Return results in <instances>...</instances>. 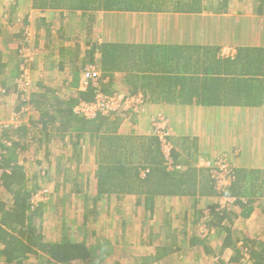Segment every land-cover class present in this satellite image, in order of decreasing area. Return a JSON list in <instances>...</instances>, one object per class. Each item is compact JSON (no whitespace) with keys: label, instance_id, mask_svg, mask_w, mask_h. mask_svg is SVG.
<instances>
[{"label":"crops","instance_id":"obj_1","mask_svg":"<svg viewBox=\"0 0 264 264\" xmlns=\"http://www.w3.org/2000/svg\"><path fill=\"white\" fill-rule=\"evenodd\" d=\"M1 2V52L5 59L10 55L16 57L14 50L20 51L26 44L31 57L26 66L33 77L30 91L39 92L43 85L53 90L51 96L60 99L70 97L79 90L81 71L74 77L70 63L65 59L75 53L82 59L95 45L125 43L135 47L134 52L140 45L162 46L159 52L169 46L171 49L163 51L173 52L170 60L162 63L160 57L151 72L142 58L140 70L129 69L145 75L142 76L143 87L137 90H131L125 72L114 70L111 73V90L141 93L145 101L143 111L128 115V120H123L119 126V132L153 135L151 121L155 116L163 115L168 120L169 137H187L195 143L196 152L192 154L194 166L206 169L211 162L226 161L235 169L264 170V0H95L89 7L70 6V0H49L42 7L34 6L33 0ZM9 4H12L10 14L13 15L9 17L10 21L3 17ZM158 54L157 50V57L160 56ZM94 58L95 67H99L100 54L95 52ZM159 74L172 78V83L164 89L169 93H164V96L151 91L155 79L147 78ZM163 84L160 88H164ZM187 90L191 94L183 98L180 93ZM3 96L1 94L0 99ZM203 97L219 102L202 104L195 101ZM166 98L177 102L164 101ZM182 99L194 102L186 103ZM64 155L62 153L61 156ZM67 158L72 159L71 155ZM178 166L184 168L183 165ZM88 176L91 182L93 173ZM214 197L158 196L151 206H146L144 200L138 203L136 195H126L122 200H114L105 206L107 213L117 206L116 203L136 200L137 206L149 212L148 221L143 223L146 240L141 237L148 249L134 252V241L130 237L124 240L123 232L133 229V224L128 222L131 219L122 221L121 236L113 241L105 240L116 246L118 255L123 250L121 242L126 244L127 249L124 250L128 256L120 259L122 263L132 257L149 255L152 258L157 246L173 243V247L178 246L179 249L151 263L173 264V260H183L187 256L184 253H192V249L203 240L198 234L195 236L197 243L191 244L192 236L185 228L196 227L193 224L196 212L214 202ZM164 203H169L166 209L161 207ZM171 211H174L173 217H170ZM108 216L106 214L102 218ZM255 217L264 223L261 208L255 207L249 217L238 216L233 223L225 222V225L242 231L240 225ZM201 226L206 225L201 222ZM217 233L220 236L216 242L219 253L214 252L216 255L212 256L219 258L222 254H229L233 247L223 248L225 232L219 230ZM258 235L249 233L251 237ZM185 237L188 246L180 247L178 243ZM205 252L211 255L206 249ZM231 258L228 257L230 263L233 261Z\"/></svg>","mask_w":264,"mask_h":264},{"label":"trees","instance_id":"obj_2","mask_svg":"<svg viewBox=\"0 0 264 264\" xmlns=\"http://www.w3.org/2000/svg\"><path fill=\"white\" fill-rule=\"evenodd\" d=\"M47 1L49 0H33V4L42 7L48 4ZM70 3V6L74 7L79 5L89 7V4H94L95 0H70ZM136 48L139 50L134 52L135 47L130 44L107 42L92 46L82 59L75 53L73 57L69 54V58L65 61L70 63L71 73L76 77L85 67L96 66L94 53L98 52L99 67L96 69L101 73V90L104 93L114 91L110 89V75L114 70H121L125 72L130 88L134 91L143 87L142 76L145 75L131 72L129 69L140 70L142 58L151 72L160 57L161 62L165 63L170 60L169 57L173 53L163 51L171 49L169 46L164 47L160 52L159 48L162 46L159 45H140ZM157 50L159 57L156 56ZM14 51L17 58L10 55V58L8 56L5 59L0 48V95L1 93L16 95L18 104L14 109L15 113L20 112L24 106L31 107L34 112L26 122L4 124L0 131V264H21L30 253L35 255L40 253L41 257L45 256L43 262L32 264H124L120 261V255L116 254V246L109 240L101 241L100 236L98 238L95 234H91L95 240L88 242L91 235H87L89 231L87 225L89 221L92 224L95 222L96 216H90L96 215V209L94 205L93 208H88L89 199L84 191L92 183L97 197L102 196L101 199L106 207L114 200L120 201L126 195L132 194L138 197V203L144 200L146 206H151L158 196L232 197L235 211L214 201L198 210L195 219L201 218L208 231L213 229L225 232L222 247H233L235 255L231 260L240 263L244 252L248 254L251 264H264V240L259 236L251 237L225 225V222L233 223L238 216L249 217L255 207L261 208L264 214L263 169L232 167L230 184L223 191H218L212 169L193 165L192 154L196 152L195 143L189 141L187 137L168 138L171 143L172 167L170 168L157 136L119 132V126L130 114L128 111L118 110L106 115L98 114L93 118H85L74 112L73 109L79 101L93 100L92 86H88L84 91L75 90L67 99L51 96L53 90L43 85L39 92L30 91L24 94L20 87V78L21 67L25 63L22 52L18 49ZM151 77L155 79V85L151 89L153 93L161 96L169 93L164 89L172 83L171 76L159 74L149 75L147 78L151 80ZM160 84H163L164 88H160ZM188 92L181 91L180 95L185 98L190 96L191 92ZM163 100L170 103L177 102L168 98ZM195 101L202 104L219 102L217 99L204 97ZM182 102L194 101L182 99ZM55 139L59 140L63 147L70 149L71 157L77 156L78 159L71 162L76 164V168L80 164L84 147L95 146L91 160L95 165L92 171L93 182L89 181L87 175L84 184L82 180L76 179L75 188L71 189V192L83 198L81 202L83 220L78 227L83 232L81 239L74 240L63 235L57 240H47L34 224L35 219L42 216L43 202L33 199L34 191L28 186L29 177L22 164L26 158L23 154L31 148H34L35 152L41 148L47 149L48 142ZM48 153L49 151H46V158L50 155ZM46 161L49 168L53 169L51 161L48 158ZM178 165H183L184 168H177ZM65 169L68 173L69 170L63 165L59 168L55 167L54 170L60 172ZM142 171L144 174L141 173ZM6 193L8 196L4 195ZM197 235H191V244L197 243L195 237ZM237 244L240 247H237ZM173 245L166 243L157 246L152 258L149 255L132 257L135 261L133 264H151L154 260L179 249L178 246L173 247Z\"/></svg>","mask_w":264,"mask_h":264},{"label":"rangeland","instance_id":"obj_3","mask_svg":"<svg viewBox=\"0 0 264 264\" xmlns=\"http://www.w3.org/2000/svg\"><path fill=\"white\" fill-rule=\"evenodd\" d=\"M4 1L6 3L7 0ZM1 3L3 2H1L0 0V12L2 11ZM11 5L12 4L7 5L9 6V9L7 11L5 10V14L3 15V17L5 18H3L4 20H8L9 17L13 16L12 14H10L12 9ZM30 77H32L31 74ZM30 79L31 85L28 88L29 91L32 90L33 77ZM17 104L18 101L16 100L15 95H4L3 98L0 99V131L4 124H17L21 121L27 120V118L32 116V113L30 112L31 110L28 106H26L27 108H25L24 106L20 112L15 113L13 109L17 106ZM128 118L129 116L127 115L124 120L126 121V119L128 120ZM124 129L125 128H123V130ZM48 145L49 148L47 149L41 148L40 150H36L35 152L34 148H31L23 154L26 158L25 160H23L22 164L27 173V176L29 177L28 186L34 191L33 199L35 201L42 200L41 202H43V206L41 207L42 216L37 217L34 221V224L38 227V231H41V233L47 240H57L60 239L63 235H66L67 237L74 240L81 239L83 232L80 231L78 227L83 220V208H81V202L83 201V198H81L80 195H75L73 191L71 192V189L75 188L74 185L76 179L82 180V184H84L87 175H92V171L95 165L91 160L93 159L95 146H85V152L81 155L80 164L76 168V164H71V162H75V160L78 159L77 156H72L71 161L67 158L72 154L70 153V149L63 147V144L57 139L49 142ZM46 151H49L50 153V155H47V158L51 161V168L53 169L49 168L48 162L46 161ZM62 153L67 155L66 158L65 155L61 156ZM227 164H229V166L232 168L230 163L227 162ZM60 165L65 166V168L69 170L68 173L66 172V169L65 171L60 172H56L54 170L55 167L59 168ZM208 166L215 168L218 166V163L211 162V164H208ZM46 170H48L47 173ZM92 182L93 180L91 177V183ZM93 184L94 183L89 185L84 191L87 193L86 196H88L89 199L87 202L88 208H93L94 205L96 209V215L90 216H96V218L93 224L91 223V221L88 222L87 226L89 231L87 232V235L97 233L98 235L103 236L101 241H104L105 239L113 241L115 238H117L118 235L121 236L120 229L121 227H123L122 221L131 219V221L128 222L133 224V229L128 231L125 230L123 232L124 240H129L128 237H130L131 240L134 241V252H141L148 249V245L142 243L141 237L146 240V231H144L145 227H143V225L148 221L149 212L147 210L144 211L142 206H137L136 200L127 199L126 201H122L121 204L116 203L117 206H114L112 211L110 213H107L108 208L104 206V201L101 199L102 196L97 197V194L95 193L93 188ZM4 195L8 196L7 193ZM214 198L215 200L217 199V197ZM168 205L169 203H164V205L162 204L161 207H165L166 209ZM175 206L178 207V203H176ZM173 212L174 211L170 212V217H173ZM106 214H109V216L106 219L102 218L106 216ZM195 220L193 224H196V227L193 228V226H187L185 230L187 233H189V235L199 234L201 236L200 238L203 240L199 242L198 246H195V248L192 249V253L189 252L191 250H189V253L187 254L184 253L183 255L187 256L183 258V260L181 258L178 262L176 261L178 264L180 260V263L183 264H186V262L188 264H241L237 263V261H231V263L228 261V257H233L235 255V251L233 248L231 249V252H229V254H222L221 256H219V258H216L215 256L213 257L212 255H214L216 252L219 253V244L216 243L218 238L220 237L218 235L219 233H217V231L213 229L211 231H208L206 226L200 227L202 222L201 218L199 219V217H197ZM261 222L262 221H260L259 218L255 217L247 224H241L240 227L242 233H246L248 235L249 233H257L264 240V223L262 224ZM200 230H202L201 233ZM93 231L95 233H93ZM89 240L93 242L95 240V237L91 235V239ZM187 242V237H185V239H183L182 241L180 240L178 245L180 247H187ZM121 246H123V254H120V258L124 259L125 257H127L124 249L127 248L126 244L122 242ZM237 247L240 246L237 244ZM205 249L208 250L211 255H208V253L205 252ZM133 253L131 254L133 255ZM187 257H189V260H187ZM44 260L45 256L41 257L40 253H38L37 255L30 253L21 261V264L39 263L43 262ZM123 262L125 264H133L135 261L133 259L127 258V260H124ZM174 262L175 261L173 260L172 263L174 264Z\"/></svg>","mask_w":264,"mask_h":264},{"label":"built area","instance_id":"obj_4","mask_svg":"<svg viewBox=\"0 0 264 264\" xmlns=\"http://www.w3.org/2000/svg\"><path fill=\"white\" fill-rule=\"evenodd\" d=\"M22 52V58L24 59V65L21 67L22 73L20 78V87L24 94H28V90L31 85L30 71L26 64L30 60L29 50L26 44H23L20 49ZM101 73L94 66H87L81 71L79 80V90H86L88 86H92L94 98L91 101L81 100L74 107V112L82 115L85 118H93L98 114H109L114 111L124 110L130 114H139L144 108V99L141 93L133 94L125 91L114 90L111 93H104L100 88ZM152 134L159 138L161 147L171 168L170 149L171 143L169 142V126L166 118L163 115H157L152 119ZM218 166L215 168L210 167L213 176L216 179V189L223 191L226 186L230 184L231 167L226 161L217 162ZM180 168V166H176ZM209 167V166H208ZM144 174V172H141ZM215 202L220 203L222 206H227L228 209H233L234 198L228 196H218ZM243 258L241 264H251L249 256L246 253H242ZM243 261V263H242Z\"/></svg>","mask_w":264,"mask_h":264}]
</instances>
